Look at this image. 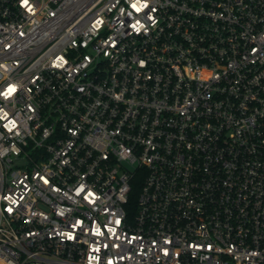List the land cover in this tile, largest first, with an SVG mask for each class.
Masks as SVG:
<instances>
[{
    "label": "built area",
    "instance_id": "obj_1",
    "mask_svg": "<svg viewBox=\"0 0 264 264\" xmlns=\"http://www.w3.org/2000/svg\"><path fill=\"white\" fill-rule=\"evenodd\" d=\"M0 264H264V0H0Z\"/></svg>",
    "mask_w": 264,
    "mask_h": 264
},
{
    "label": "trees",
    "instance_id": "obj_2",
    "mask_svg": "<svg viewBox=\"0 0 264 264\" xmlns=\"http://www.w3.org/2000/svg\"><path fill=\"white\" fill-rule=\"evenodd\" d=\"M142 181H143L142 176L141 177L139 176L132 183V190L130 192L129 202L127 204L128 208L134 207V204L136 203V198H137L138 192L140 190V186L142 184Z\"/></svg>",
    "mask_w": 264,
    "mask_h": 264
},
{
    "label": "snow or ice",
    "instance_id": "obj_3",
    "mask_svg": "<svg viewBox=\"0 0 264 264\" xmlns=\"http://www.w3.org/2000/svg\"><path fill=\"white\" fill-rule=\"evenodd\" d=\"M133 7H135V5H133Z\"/></svg>",
    "mask_w": 264,
    "mask_h": 264
}]
</instances>
